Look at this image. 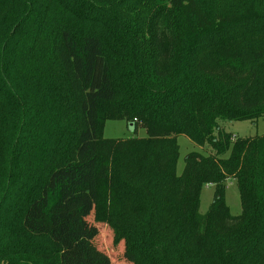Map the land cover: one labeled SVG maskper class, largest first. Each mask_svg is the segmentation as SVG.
Instances as JSON below:
<instances>
[{
  "label": "trees",
  "instance_id": "16d2710c",
  "mask_svg": "<svg viewBox=\"0 0 264 264\" xmlns=\"http://www.w3.org/2000/svg\"><path fill=\"white\" fill-rule=\"evenodd\" d=\"M263 118L264 0H0V150L31 180L0 264H111L97 225L132 264H264V136L221 125ZM108 120L146 136L105 138ZM178 136L213 154L178 174ZM121 184L141 199L109 220Z\"/></svg>",
  "mask_w": 264,
  "mask_h": 264
},
{
  "label": "rangeland",
  "instance_id": "374dc122",
  "mask_svg": "<svg viewBox=\"0 0 264 264\" xmlns=\"http://www.w3.org/2000/svg\"><path fill=\"white\" fill-rule=\"evenodd\" d=\"M21 39V37H20ZM71 53V52H70ZM71 58V55H70ZM15 76L20 78V71L15 72ZM13 88L16 86V80L12 78ZM5 95L9 98L7 91ZM12 106H17L15 102L8 100ZM5 103L7 101L5 100ZM222 128L229 133H232L234 137L240 138H254L264 136V118L259 119L256 123L250 121L242 122H226L221 124ZM103 136L108 139H126V138H143L146 136V132L143 129H140L135 134L133 129L128 126L125 121H114L108 120L105 123ZM236 137V138H237ZM177 143L180 148V156L177 164V172L181 174L184 168V158L187 154L191 152H198L205 156L211 155V148L205 146L204 148L192 143L185 136H178ZM9 141H6L3 144V149L0 150L1 160H0V225L3 232L5 231H17V225H14V215L16 207L21 204V198L25 194V188L29 185L31 181L29 176L25 175V170L22 168V162L10 153L9 151ZM131 159L130 156L127 158ZM126 160V159H125ZM124 160V166L127 168L128 160ZM33 182V181H32ZM30 182V184H32ZM226 189V202L231 212V215L237 217L241 214V201L239 192L236 186V183L233 180L227 181ZM120 212L121 215H113L109 211L106 214L103 213L101 209L100 213L102 216L109 220H118L122 221L127 219L130 211L134 208L135 204L141 199L139 195L135 196L134 194H128L126 189L121 184L120 190ZM213 193L214 186L206 185L201 193V214H205L210 205L213 202ZM106 196L104 197V199ZM108 205V204H107ZM163 211V210H162ZM166 214V212H164ZM91 223H94L93 218H89ZM99 227V236L96 238L97 247L105 252L110 260L111 264H132V259L129 258L124 250L123 243H120L118 246H115L113 243V236L111 230L108 227L103 225H97ZM123 229H119L121 234ZM123 235V234H121ZM3 236V235H1ZM128 236V235H127ZM130 245L132 247H137V240L134 236L128 237ZM3 242L6 243V238L4 237ZM14 244V241L12 245ZM139 246V244H138ZM138 256L142 253L137 249ZM2 264H6L3 262ZM139 264V262H138Z\"/></svg>",
  "mask_w": 264,
  "mask_h": 264
},
{
  "label": "water",
  "instance_id": "95a60500",
  "mask_svg": "<svg viewBox=\"0 0 264 264\" xmlns=\"http://www.w3.org/2000/svg\"><path fill=\"white\" fill-rule=\"evenodd\" d=\"M130 127H132V126L130 125Z\"/></svg>",
  "mask_w": 264,
  "mask_h": 264
}]
</instances>
